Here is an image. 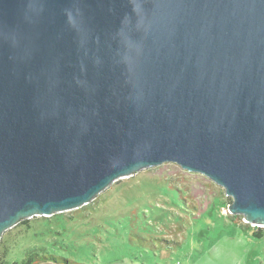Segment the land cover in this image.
<instances>
[{"label": "water", "instance_id": "1", "mask_svg": "<svg viewBox=\"0 0 264 264\" xmlns=\"http://www.w3.org/2000/svg\"><path fill=\"white\" fill-rule=\"evenodd\" d=\"M165 163L264 228V0H0V236Z\"/></svg>", "mask_w": 264, "mask_h": 264}, {"label": "rangeland", "instance_id": "2", "mask_svg": "<svg viewBox=\"0 0 264 264\" xmlns=\"http://www.w3.org/2000/svg\"><path fill=\"white\" fill-rule=\"evenodd\" d=\"M231 202L176 164L142 169L87 205L20 219L0 236V264H264V228L253 238L224 216Z\"/></svg>", "mask_w": 264, "mask_h": 264}, {"label": "trees", "instance_id": "3", "mask_svg": "<svg viewBox=\"0 0 264 264\" xmlns=\"http://www.w3.org/2000/svg\"><path fill=\"white\" fill-rule=\"evenodd\" d=\"M237 216H232V218L234 219V218H236ZM247 227H248V225H247ZM258 230L256 231V232H252L251 233V237H253V238H261V237H263V234L261 233V230L259 229V228H257ZM245 233H248L247 231V229H242ZM43 259V258H42ZM53 260L54 261V263L56 262V258L55 257H49V258H44V260ZM64 262L66 263V264H68V262L66 261V260H64Z\"/></svg>", "mask_w": 264, "mask_h": 264}, {"label": "built area", "instance_id": "4", "mask_svg": "<svg viewBox=\"0 0 264 264\" xmlns=\"http://www.w3.org/2000/svg\"><path fill=\"white\" fill-rule=\"evenodd\" d=\"M222 214H223L224 216H229V215H230V213H229L227 207L224 208V209L222 210ZM242 221H243L244 224H246V225H250V224H247L246 221H245L243 218H242Z\"/></svg>", "mask_w": 264, "mask_h": 264}]
</instances>
